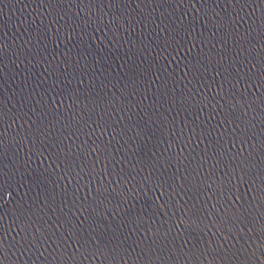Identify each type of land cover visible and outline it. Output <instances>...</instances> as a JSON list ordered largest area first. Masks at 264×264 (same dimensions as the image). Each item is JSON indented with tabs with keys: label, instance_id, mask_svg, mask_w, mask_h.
Here are the masks:
<instances>
[{
	"label": "water",
	"instance_id": "95a60500",
	"mask_svg": "<svg viewBox=\"0 0 264 264\" xmlns=\"http://www.w3.org/2000/svg\"><path fill=\"white\" fill-rule=\"evenodd\" d=\"M0 264H264V0H0Z\"/></svg>",
	"mask_w": 264,
	"mask_h": 264
}]
</instances>
